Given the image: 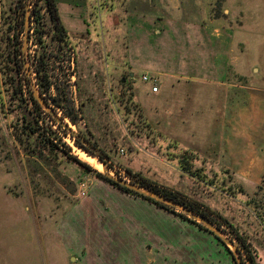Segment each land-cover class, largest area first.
Instances as JSON below:
<instances>
[{"label": "rangeland", "instance_id": "rangeland-1", "mask_svg": "<svg viewBox=\"0 0 264 264\" xmlns=\"http://www.w3.org/2000/svg\"><path fill=\"white\" fill-rule=\"evenodd\" d=\"M110 1L114 2L101 0L95 5V0H54L56 8L74 9L77 17L85 8L92 14L88 31L92 37L99 35V46H84L76 31H70L71 39L67 34L58 39L44 0H0V264H124L126 258L128 264H236L232 249L207 230L114 188L85 172L61 150H50L52 131L71 148L69 155L103 173L97 158L77 147L69 133L62 135L48 118L36 127L28 113L31 104L26 108L25 89L22 100L17 95L13 102L7 95L10 85L4 73L9 69L15 80L28 74L35 84L36 51L48 64L49 103L53 97L60 105L57 116L73 117V123L62 118L69 129L110 157L116 165L108 172L111 177L130 183L124 171L128 169L209 208L235 226L249 244L255 264H264V170L254 171L251 165L257 144H264V0H203L197 6L195 0H177L180 25L193 22L192 18L209 22L223 41V51L229 53V85L245 87V118L232 117L229 139H217L220 130L215 133L208 155H189L162 145L156 125L145 123L132 100L130 87L116 81L96 95L83 91V81L101 80L83 77L85 67L94 69L85 51L96 48L104 65L112 63L105 44L114 32L112 17L104 10ZM33 11L36 17L29 22L24 59H18L25 65L18 73L13 64L5 66V50L18 41L21 53L26 14L29 17ZM65 14L67 19L73 17ZM178 14L170 12L173 19ZM11 16L18 27L7 33L13 25L8 23ZM37 31L42 32L41 48L33 44ZM109 68L103 67L105 73ZM89 96L96 100L89 103ZM255 107L261 112L257 125L251 115ZM22 116L36 127L35 134L24 132L27 124ZM120 148L124 157L117 153ZM91 159L98 165H92ZM242 161L251 169L240 170ZM220 230L229 238L223 226ZM242 263L247 264L243 256Z\"/></svg>", "mask_w": 264, "mask_h": 264}, {"label": "crops", "instance_id": "crops-1", "mask_svg": "<svg viewBox=\"0 0 264 264\" xmlns=\"http://www.w3.org/2000/svg\"><path fill=\"white\" fill-rule=\"evenodd\" d=\"M135 1L114 0L105 5L114 30L105 43L112 63L104 65L103 56L96 48L92 52L85 51L94 69L85 67L83 77L101 80L98 83L83 81L86 83L83 91L99 93L116 81L130 87L132 100L145 123L156 125L157 138L162 145H172L173 149L189 155H208L215 133L220 130L221 134L224 130L217 139H229L234 126L232 117L240 120L246 114L245 87L229 85V53L223 51L226 49L223 41L215 36V30L204 19L202 24L192 18L193 22L180 25L177 0ZM96 3L101 4V0H95ZM201 3L204 1L195 0L194 5ZM172 11L179 12L174 19L170 15ZM67 12L73 17L67 19L64 16ZM81 12L83 14L77 17L74 9L57 7L60 25L70 39L72 30L76 31V37L80 35L84 46H99V35L92 37L88 31L87 20L93 18L92 14L86 8ZM153 13H159V17ZM104 66L110 67V72L105 73ZM143 76L149 80L143 81ZM76 82L78 84V80ZM155 86L157 91L152 92ZM91 100L96 99L89 96V103ZM95 107L100 109L101 105L95 104ZM257 109L251 111V115L256 116V125L261 113ZM262 143L257 144L258 153L251 164L252 170L257 172L264 170ZM238 165L240 170L251 169L246 161ZM124 264H128L127 258Z\"/></svg>", "mask_w": 264, "mask_h": 264}, {"label": "trees", "instance_id": "trees-1", "mask_svg": "<svg viewBox=\"0 0 264 264\" xmlns=\"http://www.w3.org/2000/svg\"><path fill=\"white\" fill-rule=\"evenodd\" d=\"M44 5H45L46 10L49 13L50 20L53 23V26H54V29H55L56 34L58 36V39L61 40L63 38L64 34H66V33H65L64 29L62 28V26L60 25L55 2H54V0H44ZM32 17L33 18L36 17V12L33 11L30 14V18H32ZM10 18H11V21L8 23H11L13 25L7 27V33H9V31H11V30H15L18 27L16 18H12V16L9 17V19ZM37 32H36L33 44L35 46H37V48H41L43 45L42 32H39V31H37ZM17 44H18V41H15V43L13 42L12 45H8L6 47V50H5V66H9L10 64H13L14 67L12 70L20 73L21 68L24 67V60H22L21 63H20V60L18 61L20 56H22V58H23V53H22V50H21V53L19 52V47L17 46ZM36 52L34 55V64H33V69L35 72V76H34L35 86L38 89L40 97L57 113L56 108H60V105L57 103V101L53 97H51L52 102H50L51 103L50 104L49 103V97H47L48 92H49L50 87H51V82H50L49 76H48L47 61L43 55L38 54ZM10 72L11 71L9 69L4 73V75L7 79V83L10 85V89L7 90V95L9 96V98L14 102L16 100L17 95H18V96H20V98L22 100V96H23L24 92H26V94H27V100H25L26 108H28V104H31V109L28 113L30 115H32V119L35 122L36 127L38 125V122H40L43 118H48L49 121H51L53 123V125L57 126L58 131L62 132V135L66 136V133H69V132L66 129H63L59 124H57L49 116V114L46 113L40 107V105L37 103L36 99L34 98L33 91L31 88V80L32 79L28 78L25 75L26 77H19V78H17V80H15V77L10 75ZM22 82H25V83L22 84ZM14 84H16V89L14 88ZM23 89H25L24 92H23ZM18 106H20V104H18ZM64 116L66 118H68L71 123H73V117L71 115L64 113ZM64 116L62 117L63 119H65ZM24 121L26 122L25 116H22V122H24ZM25 124H27V127H26L27 131H24V132L28 135L29 134H35V132L37 131L36 127L35 128L31 127V125L28 122H26ZM50 132L52 134V137H49V140H50L49 147H50V150L55 149L54 153L61 150V153H63V155L65 157H67L69 160H72L73 162H75L85 172L94 174L97 178L105 181L109 185L113 186L114 188L119 189L120 191H122V192H124L130 196L142 198V199L150 202L151 204H154L155 206H157V207H159L165 211L176 214L182 220L189 221L192 224L196 225L198 228L204 229L203 227H201V225H198L197 223L189 220L186 217V215H183L181 213H175V211L172 208L161 205V204L154 202L148 198H144L141 195H139V194H137L131 190L120 187L119 185H117L116 183L111 181L110 179L104 177L101 173L92 169L86 163L78 160L76 157L69 155L68 153L71 151V148L68 145H66V143H64V142L61 143L62 139L58 136V134H56L55 132H52V131H50ZM70 136H71L73 143L77 147H79L82 151L87 153L88 155L98 156L99 160H101V161L104 160L103 158L107 157L109 159V161H111L110 157L105 155V153L100 152L99 155H97L94 152H91L90 148L83 145L79 139L73 137L72 135H70ZM85 140L90 142L86 138H85ZM17 141H19L20 146H22V141H20L19 139H17ZM57 144H60L61 149L58 148L59 146ZM93 147L96 148V146H94V145H93ZM113 166L116 167V165H114L112 163L109 166V168L112 169ZM120 170H122V169L120 168ZM124 171L126 173L125 177L127 179H129L131 183L137 184L141 187H144V188L149 189L155 193H158V194H160L166 198H170L174 201L181 203L182 205L188 207L192 211L203 216L205 219L209 220L210 222H212L213 224H215L219 228H221L223 226L225 228V232L227 234H229V237L231 239H235L238 242L239 247H241L243 249V251L246 253V256L250 260L251 264H255L254 257H253L254 255L252 256V251L249 250V248H250L249 244L241 236V234L238 233L235 226L233 224H231L227 219L217 215L216 213H214L213 211H211L209 208H207L205 206H202V205H199V204L192 202L188 197H186L185 195L181 194L178 191L165 189L164 187H161L158 184H156L152 181H149L148 179L144 178L140 174L132 173L128 169H124Z\"/></svg>", "mask_w": 264, "mask_h": 264}, {"label": "water", "instance_id": "water-1", "mask_svg": "<svg viewBox=\"0 0 264 264\" xmlns=\"http://www.w3.org/2000/svg\"><path fill=\"white\" fill-rule=\"evenodd\" d=\"M29 22L30 19L28 15L26 14L25 19V35H24V41H23V47H22V53H24V50L26 49V45L28 43V29H29ZM24 57V56H23ZM25 65V61H24ZM28 78L29 75L26 74ZM31 88L33 91L34 98L36 99L37 103L40 105V107L49 114V116L57 123L59 124L63 129H66L70 135L73 137L79 139L83 145L89 146L92 151L99 155V151L90 145V143L82 138L78 133L71 131L66 123H64L63 119L61 117L57 116V113L40 97L39 92L37 91V88L35 84L31 83ZM97 158V160L103 165V173H101L104 177L110 179L120 187L126 188L128 190H131L139 195H141L144 198H148L154 202H157L161 205H164L166 207L172 208L173 210H177L181 212L182 214L186 215L189 220L200 224L204 227L205 230L210 232L212 235H214L226 248L232 249L233 259L236 264H243L242 263V256L245 258V261L247 264H251L250 260L247 258L246 253L243 251L241 247H239L238 243H235L230 237H226L224 232L220 230L219 227L215 226L212 222L205 219L203 216L199 215L198 213L192 211L188 207L182 205L181 203L174 201L170 198H166L158 193H155L149 189H146L144 187H141L134 183H129L126 181H123L119 176L117 177H111L108 172L110 170L109 166L112 164L111 161L107 157L103 158L104 160H99L98 156H93ZM115 168V166L112 167V169ZM99 172V171H98ZM100 173V172H99Z\"/></svg>", "mask_w": 264, "mask_h": 264}, {"label": "built area", "instance_id": "built-area-1", "mask_svg": "<svg viewBox=\"0 0 264 264\" xmlns=\"http://www.w3.org/2000/svg\"><path fill=\"white\" fill-rule=\"evenodd\" d=\"M32 13V12H31ZM30 13V14H31ZM29 19H30V21L33 19V17L32 18H30V15H29ZM29 26H30V24H29ZM29 33V32H28ZM142 80L143 81H148L149 80V77H147V76H143L142 77ZM157 91V88H156V86L155 87H153L152 88V92H156ZM117 153H118V155L119 156H121V157H124L125 156V151L122 149V148H120V149H117Z\"/></svg>", "mask_w": 264, "mask_h": 264}, {"label": "bare ground", "instance_id": "bare-ground-1", "mask_svg": "<svg viewBox=\"0 0 264 264\" xmlns=\"http://www.w3.org/2000/svg\"><path fill=\"white\" fill-rule=\"evenodd\" d=\"M91 162H92V165H93V164H94V165H98L96 159H91Z\"/></svg>", "mask_w": 264, "mask_h": 264}]
</instances>
